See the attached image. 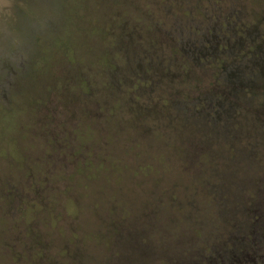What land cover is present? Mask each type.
Segmentation results:
<instances>
[{"label":"rangeland","instance_id":"rangeland-1","mask_svg":"<svg viewBox=\"0 0 264 264\" xmlns=\"http://www.w3.org/2000/svg\"><path fill=\"white\" fill-rule=\"evenodd\" d=\"M175 1L0 0V264H156L137 240L169 264H204L264 215V67L235 135L198 131L185 105L161 110L174 81L160 64L184 35L159 13ZM102 136L112 143L92 156Z\"/></svg>","mask_w":264,"mask_h":264},{"label":"trees","instance_id":"trees-1","mask_svg":"<svg viewBox=\"0 0 264 264\" xmlns=\"http://www.w3.org/2000/svg\"><path fill=\"white\" fill-rule=\"evenodd\" d=\"M209 1L222 8L217 11L210 7ZM223 3L226 4L225 7ZM161 13L168 15L167 17L174 26L173 30L184 35L181 42L170 40L169 48L171 49L167 52L168 58L165 64H160L163 72L173 77L174 81L170 88V98L163 101V105L160 104L161 110L171 109L178 116L179 108L185 105L186 112L192 115L189 120L182 121L189 124L197 122L198 131L207 129L215 133L226 128L225 133L235 135L239 126L237 124H242L241 119L243 118V112H240L239 108L244 110L242 106L245 104V99L249 100L251 90L258 87L256 80L259 70L255 68L264 67L262 64L264 32L259 29L263 24L259 21L261 20L260 15L264 12L254 14L247 8L245 2L241 4L237 0H208L206 3L198 0L184 2L176 0L171 5L163 4L159 14ZM172 26L171 29L168 28L170 32ZM158 28L159 34L165 30L169 32L166 26L163 28L162 25ZM245 46H248L247 49L255 55H249L248 59L244 58L238 47L245 49ZM170 60L177 64H167ZM247 61L249 64H245ZM173 65L178 66L179 70H174ZM110 68L112 72L117 70L115 64H112ZM118 87L119 84L113 81L107 86L108 90H117ZM90 93L91 86L87 96ZM129 98L133 106L137 105L144 111L149 110V106L137 100V97ZM102 108L98 104L97 115L103 111ZM161 116H163L162 113ZM190 135V139L186 138L181 143L179 142L178 149L181 153L186 145L184 141L187 143L189 140V144L192 140L193 136L190 137ZM103 138L102 136L96 139L93 145L91 143L88 145L91 151L96 150V153L92 151V156L97 155L99 150L101 151L103 147L106 148L112 143L113 138ZM196 145L198 146L197 154H203L204 150L200 149L201 146L197 143ZM192 155L194 156L190 153L189 159ZM78 158L85 159V154L81 152V157ZM194 158L197 161L198 156ZM252 214L248 233L235 237L239 248L236 249L233 244L227 249L225 256H219L216 261L212 260L204 264H264V226L261 225L264 215L258 210H253ZM129 232L133 238L139 236L136 231ZM146 245L145 241L141 243L137 240L130 245V249L135 251L141 259L153 261L155 259L156 264H169L167 262L168 251L164 250L163 246L157 252L156 248L153 250L152 247ZM66 248L69 250L65 257L70 259L73 253L72 246H66ZM228 255H230L229 259L226 258Z\"/></svg>","mask_w":264,"mask_h":264}]
</instances>
